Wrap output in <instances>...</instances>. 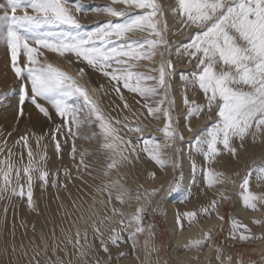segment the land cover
I'll return each instance as SVG.
<instances>
[{"label":"snow or ice","instance_id":"1","mask_svg":"<svg viewBox=\"0 0 264 264\" xmlns=\"http://www.w3.org/2000/svg\"><path fill=\"white\" fill-rule=\"evenodd\" d=\"M72 4L75 12L84 11L78 0H72ZM113 4L122 7L107 5L96 11L120 18L122 22L113 23L109 20L92 30H84V26L73 15L69 0H5L0 3V9L3 10L0 15V37L9 50L12 70L21 81L17 119L23 117L26 103L34 106L38 114H42L50 123H55L50 109L54 110L60 123L50 130L49 135L55 144L58 158L61 155V138L65 142L69 138L74 140L80 135L82 128L95 126L98 131H93L85 138L98 139L100 148L106 151L110 162L106 165L105 176L110 174L108 170L117 168L118 165L138 160L141 153L148 154L150 160L163 169L169 159L162 149L172 148L173 154H178L181 150L176 148V143L184 139L173 116L175 100L169 96L172 87L170 79L176 74V68L171 59H164V51H161L170 48L167 22H162L164 11L158 0H113ZM18 10L22 14H17ZM169 10L180 18L182 26L196 29L190 36V42L183 48L178 46L176 52L187 58L189 64L194 63L196 69L180 74L185 90L182 99L188 131L194 132L188 123L191 118L199 117L205 110L215 112L214 126L209 127L203 135H194V143L190 144L189 149L190 153L195 151L203 156V163L206 165L201 169L204 182L212 188L225 184L228 178L223 172H217L207 165L222 153L235 156L237 150L233 146L234 140L238 139L242 143L247 136L255 137L264 131V0H176V6ZM140 33L146 35L138 36ZM42 50L58 54L69 64L73 59L77 63H84L102 74L108 81L106 93L114 92L119 96L124 101L125 109L129 105L125 101L123 90L141 97L148 116L155 120L163 117V127L156 131L163 132L165 143L159 144L154 136L145 138L144 128L139 126V122L133 125L126 116H119V105L114 109L117 110L116 117L107 115L86 88L49 62ZM158 54L160 60L157 62L154 58ZM21 56L24 57L22 66L19 62ZM39 57L43 59H38ZM144 61L150 63L146 64ZM78 73L83 74L84 69H78ZM189 86L202 92L204 103L188 98ZM100 87L104 89L103 85ZM157 97L160 98L154 105L149 103L150 100L156 101ZM121 126L129 132L140 133L135 138V143L131 137L124 140L120 135ZM30 138L25 133L16 141L17 145L26 150L27 163L23 162V152L19 162L11 159V151L9 156L0 159V180L3 181L0 192L10 191L14 196L22 199L26 197L28 207L32 209L35 203L32 191L34 181L39 180L42 188L49 184L50 175L52 187H57L59 182L54 173L43 167L47 155L41 148L40 141L45 136L36 137V153L31 148ZM141 144L144 145L143 148L139 147ZM2 151L3 148H0V152ZM75 152L74 145L73 153ZM79 155L83 164L86 152H80ZM171 163L173 169L179 167L177 160L173 159ZM196 167L195 161H192L193 172ZM258 172L264 174V166H260ZM250 175L251 171L242 178L238 195L244 207L257 210L258 204L264 205V194L250 191ZM65 176L71 179L67 172ZM148 176L154 178L155 173L150 172ZM260 178L257 176V179ZM178 189L179 181L173 176L167 188H153L148 196L160 193L163 198ZM98 191L107 193L106 203L110 206L111 215L105 213L98 220H92L91 228L95 238L99 240L100 250L108 254L109 264H112L111 247L119 248L121 243L131 242V250L135 253L136 235L145 231L146 205H138L132 214H126L122 208L113 206V197L121 205L133 199L131 189L126 188L119 180L107 182ZM218 195L222 199H228L223 193ZM135 199H142L139 192ZM145 200L150 203L147 197ZM100 203L103 205L105 201L101 200ZM217 204L218 201L213 199L208 205L201 207L200 214H216L223 220L224 217L219 216ZM92 215L99 216V213ZM116 216H119V220L113 219ZM196 216L195 211L178 213L175 220L177 230L183 229L184 221L192 222ZM229 223L231 239L247 241L254 238L246 234L250 230L238 219L229 218ZM254 223L259 224L260 221ZM106 224L112 225L107 229V236L104 230ZM117 224L120 225L119 228ZM147 227L151 229V225ZM129 228L132 230L127 232L125 240L122 232ZM210 235L205 232L203 239L190 241L189 244L198 248L210 239ZM86 236L85 232V238ZM68 241L73 242L71 237H68ZM74 247L80 249L81 257L86 255L80 245L79 230ZM214 250L218 264H233V257L226 255L219 244L214 245ZM127 255L128 252L119 251L115 259L119 260ZM33 261L39 264L35 256ZM97 264L102 262L97 261ZM235 264H243L239 254Z\"/></svg>","mask_w":264,"mask_h":264},{"label":"bare ground","instance_id":"2","mask_svg":"<svg viewBox=\"0 0 264 264\" xmlns=\"http://www.w3.org/2000/svg\"><path fill=\"white\" fill-rule=\"evenodd\" d=\"M113 7H120L119 4H113ZM168 3L166 16L168 18V32L171 42H175L180 48L190 42V36L196 31L194 27H185L180 24V18L174 15L169 9L176 6V0H163ZM102 13V12H101ZM97 11L93 10L89 17L96 15ZM146 34V33H140ZM2 37H0L1 46ZM0 48V60L3 64L5 60L11 59L10 53L4 54ZM170 53V51H169ZM167 55V59H171L175 68L180 72L171 77L170 98L175 100V116L179 117L178 131L184 137L183 141H177L176 146L180 152L178 153L179 167L173 169L171 161L172 148H163L162 151L167 154L169 163L161 169L153 161L150 160L148 154L141 153L138 160L133 163H124L118 165L117 168L108 170L109 175L105 176L106 165L109 159L105 150L100 148V141L96 138L86 139L91 135L90 129L82 128L80 135L74 140L69 138L67 142L61 138V155L59 158L56 154L55 144L52 142L49 132L59 123L55 112L53 120L50 123L42 114L27 113L24 124L19 127L14 126V121L8 120V115L2 116L3 122L0 121V159L9 156L11 151V159L19 162L20 155L23 152L24 163H27V152L22 149L21 145H17L16 141L28 133L31 137L29 143L34 153L37 149V136H45L40 141L41 148L46 151L47 160L43 167L50 173L55 174L58 180L57 187H52L49 176V184L41 187V182L35 180L33 183V200L34 208L30 209L27 204V198H20L11 194V192H0V264H35V260L39 264H109V256L100 250L99 240L95 238L91 228V221L98 220L99 217L111 215L110 206L107 205L108 196L106 192L98 191L104 184L112 180H119L126 188L131 189L130 195L133 199L121 205L115 201L113 197L112 205L122 208L126 214H132L135 208L140 204L146 205V213L153 214L156 208L160 209V213L164 216L167 231L169 233L168 252L174 264H218L214 245L217 244V237L224 230V238L229 242L236 244L247 243L252 245V250L256 253L264 251V205L258 204L257 210L244 207L241 198L238 195L241 189L239 183L242 178L249 174V189L258 194H264V174L258 172L260 166H264V131L258 133L255 137L249 135L241 143L240 140H234L233 146L236 148V155L222 153L207 167L217 172H223L228 178V182L222 185H215L209 188L204 182V176L201 171L204 165L203 156L195 151L190 153V144L194 143V135H203L209 127L214 126L216 122L215 112L204 111L199 117H193L188 122L193 133L188 131V127L184 121V113L186 111L182 97L185 94L184 87L180 80L181 72L195 71V66L187 62V58L179 55L176 50L172 54ZM159 61V54L154 58ZM155 66V65H154ZM73 71V77H77L80 83L85 84L88 94L96 100L104 109L107 115L117 116L116 105H119V116L127 117L128 122L135 125L139 122V126L144 128V137L154 136L161 145L165 143L163 132L156 131L157 128L163 127V117L155 120L148 116L147 109L143 107L144 100L138 95L134 99L125 96V101L129 108L123 107L124 101L119 96H113V93H106L108 81L103 75L89 72L85 74L87 65L77 63L74 59L69 66ZM83 68V74L78 73V69ZM7 71L4 64L0 67V73ZM100 79V80H99ZM101 85L104 89H101ZM189 99L195 100L197 103H204V95L198 88L193 89L191 86L187 89ZM150 104L155 101L150 100ZM87 110L85 109V112ZM32 116L31 118L29 117ZM88 127V126H85ZM147 131V132H146ZM35 133V136L32 134ZM131 133L138 136V132H129L122 128L120 135L127 141L131 137ZM135 143L136 137H131ZM75 145L76 152L73 153ZM143 148L144 145L139 146ZM151 148V145L148 146ZM80 152H86L81 163ZM38 158V157H37ZM192 161L196 163V171L193 172ZM174 171H177L176 179L179 181V189L177 192L171 193L162 198L160 193L155 196H148L153 188L163 186L167 188V184L172 180ZM67 172L71 179L65 176ZM154 172L155 177L149 178L148 173ZM15 173H13V176ZM38 176L39 173H36ZM260 176V179H257ZM23 183V181H22ZM3 181L0 180V186ZM63 185V186H60ZM138 192L142 199L137 201L135 197ZM218 193L228 196V199H222ZM145 197L150 200L146 203ZM213 199L218 201L217 210L219 216H223L221 220L216 214L203 215L200 214L202 206L208 205ZM105 201L101 204L100 201ZM228 205L231 206L229 217H226ZM186 211H195L197 216L192 222L184 221L182 230H177L175 220L178 213ZM99 213V216L92 215ZM229 218L238 219L242 224L246 225L250 233H246L251 237L247 241L233 240L230 238ZM119 220V216L113 218ZM260 221L259 224L254 221ZM151 225L149 220L144 221L145 231L136 235V251L131 250V242L121 243L119 248L111 247L110 253L113 257L112 264H169L164 258L157 257L154 243V235L152 229H148ZM111 224L104 227L105 236L108 235L107 229ZM118 228L120 225H116ZM77 230L80 232V245L86 252V255H79L80 249L74 247ZM132 229H126L122 232L125 240H127V232ZM85 232L87 236L85 238ZM209 232L210 239L200 247H192L189 242L196 239H203L204 233ZM143 239L140 242L139 236ZM68 237H71L72 243H69ZM187 246V247H186ZM223 252L228 255L229 247L227 245L220 246ZM119 251L128 252L129 255L116 260L115 257ZM38 253V255H36ZM198 257V258H197ZM264 257H260L259 264H264ZM257 264V263H256Z\"/></svg>","mask_w":264,"mask_h":264},{"label":"rangeland","instance_id":"3","mask_svg":"<svg viewBox=\"0 0 264 264\" xmlns=\"http://www.w3.org/2000/svg\"><path fill=\"white\" fill-rule=\"evenodd\" d=\"M111 0H78L79 4L83 7L84 11L82 12H75L74 8L75 6L72 4V0H69V6L73 11V15L75 16L76 19H78V21L84 26V30H92L93 28L101 25V24H105L107 23L109 20H111L113 23H119L122 22L120 18H116V17H110L107 16L101 12L97 11L96 15H92L91 17H89V15L91 14V12L93 10H97V9H103L105 6L107 5H112V3L110 2ZM5 0H0V3H4ZM158 2L160 3V5L163 8L164 11V15L162 17V22L166 21L167 22V26L169 27L168 24V18L166 16L167 10H168V3H163V0H158ZM120 7H122V5H119ZM31 11V10H29ZM3 10L0 9V15H2ZM11 14V13H10ZM17 14H22L19 10L17 12ZM169 30H167V39L169 40L171 36H169ZM144 35V34H141ZM146 35V34H145ZM140 36V35H138ZM170 42V48L168 50H164L161 49V51H164V59L167 60V55L170 51L169 54H172L174 50H176V48L179 46L176 41L175 42ZM1 52L4 51V54H9V50L7 48V45L4 41V39L2 38L1 41ZM44 51V56L48 59L49 62L53 63L55 66L61 68L63 71L67 72L69 75H72V69L69 67L70 64L62 57H59L58 54L56 53H52L50 51L47 50H42ZM2 58L4 59V66L7 67V71H3L0 73V94H3L2 96H0V121L3 122V118L2 116H6L8 115L9 117L7 118L8 120H12L14 121V126L19 127L20 125L24 124L27 113H33V114H37L38 111L34 108V106H32L30 103H26L24 105V115L21 119H17V111H18V106H17V101H18V92H19V85L21 83L20 80H18L12 70L11 67V59H6L4 58V55H1ZM38 59H43V57H39ZM159 60H160V56H159ZM19 62H20V66H22L23 62H24V57H20L19 58ZM144 63L149 64V61H144ZM1 60H0V67L3 65ZM154 66V65H152ZM142 71L145 69H141ZM86 72V73H85ZM85 74L92 72V73H98L99 75H101L99 72H95L93 71L91 68L87 67V70H85ZM176 72H180V70H178V68H176ZM74 80H76L80 85L85 87V84L82 82L80 83L79 78L77 77H73ZM100 80V79H99ZM123 95L125 96H129L130 99H134L136 94H132L129 93L127 90H123ZM113 96H117L114 92H113ZM160 97L156 98L155 103L159 100ZM47 106V105H46ZM52 115L54 113V110H51ZM175 108L173 111V116L177 121L176 126H178V122L180 121L179 117H176L175 115ZM29 117L31 118L32 116ZM57 118V117H56ZM86 129H90L91 133L93 131H98V129H96L95 126L92 127H84ZM147 132V131H146ZM131 137H137V135L135 136L134 133L130 134ZM140 136V135H138ZM177 148V146H176ZM180 149V147H179ZM178 158V154H173V150H172V159H177ZM174 176H177V171H174ZM231 206L228 205V209L226 211V217H229L230 211H231ZM149 220L151 223V229L154 235V245L155 248L158 249V251H156L157 257L159 258H164L168 261L169 264H174L173 260L170 258L169 252H168V242H169V233L167 231V227H166V222L164 219V216L160 213V209L156 208L153 212L152 215H150L149 213H144V221ZM224 230L221 234H219V236L217 237V244L221 245H227L229 247V252L228 255L233 257V264H235V260H236V256L237 254H239L240 259L243 261V264H259V259L260 257H264V251L261 253H256L252 250V245L251 244H245V243H241V244H236L233 242H229L228 240H226L224 238ZM143 236L140 235L139 236V240L140 242L142 241ZM264 259V258H263Z\"/></svg>","mask_w":264,"mask_h":264}]
</instances>
